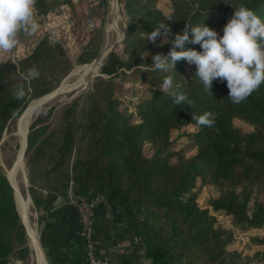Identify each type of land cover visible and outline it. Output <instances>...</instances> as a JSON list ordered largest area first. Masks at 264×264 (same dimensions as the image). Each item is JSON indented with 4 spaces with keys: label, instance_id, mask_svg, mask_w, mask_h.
I'll list each match as a JSON object with an SVG mask.
<instances>
[{
    "label": "trees",
    "instance_id": "obj_1",
    "mask_svg": "<svg viewBox=\"0 0 264 264\" xmlns=\"http://www.w3.org/2000/svg\"><path fill=\"white\" fill-rule=\"evenodd\" d=\"M120 1L128 16L127 31L103 60L105 76L97 78L86 99L76 98L64 109L52 130L43 121L51 117L54 107L29 127L32 200L38 209L48 211L60 193L66 195L73 180L76 193L89 198L102 195L121 212L151 264H249L242 252L228 246L235 228H264V84L247 100L234 104L226 81L214 80L212 94L205 93L196 66L185 60L176 63V72L151 71L154 51L161 47L167 55L172 45L150 44L147 36L159 23H167L169 15L174 20L169 22L173 37L186 24L190 40L195 25H206L222 36L241 5L264 19V0H171L169 14L159 6L160 0ZM64 4L71 6L72 1L37 0L36 10L47 14ZM187 49L202 50L193 43H185ZM141 54L148 58L142 60ZM142 67L148 94L120 96L118 78ZM30 68L37 69L39 76L22 80L20 73ZM71 69L69 53L49 36L40 38L16 62L0 61V142L27 106L54 91ZM166 76L173 77L174 88L195 102L194 108L173 105L163 95L159 87ZM19 83L26 90L20 101L13 97ZM206 111L214 114V126L197 127L192 114ZM236 119L252 129L242 130ZM190 125L195 126L187 133L195 147L191 156L173 138L174 130ZM147 144L153 149L151 155L145 152ZM38 179L45 180L49 189L45 198L35 191ZM206 184L220 192L210 208L199 203L200 189ZM213 212L229 216L233 228L219 226ZM249 239L264 246V235ZM29 250L14 188L0 164V264H17L15 259L26 258ZM256 255L264 260V251Z\"/></svg>",
    "mask_w": 264,
    "mask_h": 264
},
{
    "label": "clouds",
    "instance_id": "obj_2",
    "mask_svg": "<svg viewBox=\"0 0 264 264\" xmlns=\"http://www.w3.org/2000/svg\"><path fill=\"white\" fill-rule=\"evenodd\" d=\"M36 3L37 0H0V53L13 51L19 44L21 34L32 36L38 31L40 25L36 19ZM167 21L159 23L147 36L150 44L172 45L167 55L157 53L151 56V71L176 72V63L185 60L196 66V77L203 84L205 93L212 94L214 80L226 81L228 97L234 104L244 102L264 84V19L253 10L243 5L235 9L234 15L224 26L222 36L206 25H195L191 27V40L188 24L173 37L169 23L174 21L171 15ZM185 43L199 44L202 50H184ZM146 58L141 54L142 60ZM20 76L22 80L35 79L39 71L30 68L26 74L20 73ZM159 89L171 99L173 105L195 107V102L186 93L174 88L173 77L166 76ZM13 97L18 101L25 99L23 83L16 85ZM192 120L197 127L211 128L215 124V116L210 111L201 115L193 113Z\"/></svg>",
    "mask_w": 264,
    "mask_h": 264
},
{
    "label": "crops",
    "instance_id": "obj_3",
    "mask_svg": "<svg viewBox=\"0 0 264 264\" xmlns=\"http://www.w3.org/2000/svg\"><path fill=\"white\" fill-rule=\"evenodd\" d=\"M71 1V6L60 5L47 14H40L36 10L40 25L38 31L32 36L21 34L19 44L13 51L0 53V61H17L32 51L43 36L60 42L72 60L87 62L92 56L95 58L94 53L98 52L103 42V29L107 24L106 2L109 0ZM29 227L28 221L32 264H88L85 243L79 235L80 214L76 206L68 202L67 196H58L50 210L40 212L36 222L37 241L31 239L34 236L30 234ZM95 236L99 258L111 264H151V259L143 253L142 244L125 225L121 212L114 206L100 204L97 207Z\"/></svg>",
    "mask_w": 264,
    "mask_h": 264
},
{
    "label": "rangeland",
    "instance_id": "obj_4",
    "mask_svg": "<svg viewBox=\"0 0 264 264\" xmlns=\"http://www.w3.org/2000/svg\"><path fill=\"white\" fill-rule=\"evenodd\" d=\"M116 3L117 5V13L113 12V3ZM106 13H107V24L106 27L103 29V42H101L99 50L97 53H94L95 58L92 56L90 60L87 62H79L76 60L71 59L72 69L70 73L63 78L64 81L71 83H74L77 81V79L80 77L82 72H76L77 68L81 65L90 64L93 63L95 59H97L100 55H102L104 48L108 43H113L117 39H119L118 32L115 30L109 29V24L113 21V18L116 17L119 21V28L122 35L127 31L128 26V16L126 15L125 10L123 9L122 2L120 0H109V2H106ZM159 6L167 13L172 12V2L171 0H160ZM124 32V33H123ZM122 37V36H121ZM117 43L116 45H118ZM115 45V46H116ZM117 49L118 46H117ZM163 49L161 47L157 48L154 51V54L162 53ZM101 53V54H100ZM97 57V58H96ZM16 62V61H15ZM101 66L99 68V71L97 74L92 73V76L90 78L86 77L87 80V86H83L80 84L77 87H72L67 90L59 89L57 90L58 93L56 96L52 97L51 100L45 103V105H41L40 108L36 111L35 115L32 118V122H34L38 118L44 117V115L47 113L48 109L51 107H54L53 113L50 118L44 119L43 124H49V130H52L60 121L62 117V113L64 109L72 103L73 100L76 98H81V102L87 98L88 93L92 89V85L96 82L97 78L99 76H105V74H102L101 72ZM132 70H128L127 73L121 75L117 80V92L120 96L123 98H135L136 96H144L145 94H148L147 91V73L144 67L141 69H137V71L131 72ZM95 75V76H94ZM62 80V81H63ZM61 81V83H63ZM60 83V84H61ZM62 85V84H61ZM57 87V88H58ZM56 88V89H57ZM80 88V89H79ZM55 89V91H56ZM83 89V90H82ZM53 92V91H52ZM65 92V93H64ZM51 93V92H50ZM49 94V93H48ZM47 95V94H46ZM45 96V95H44ZM40 98V97H39ZM37 99V98H36ZM82 104V103H81ZM25 111V110H24ZM22 115V114H21ZM20 118L17 120L16 124L11 127L10 131H6L3 135V138L0 142V164L3 168V170L6 172L10 170L16 160V152L19 148V144L17 142L16 132L20 128ZM31 122V124H32ZM237 126H239L244 131H250L252 129V126L240 119L235 120ZM30 124V125H31ZM195 130V126L190 125L182 129H177L173 131V138L177 140V146L178 148L184 149L189 156L195 154V147L193 142L189 139V136L187 135L188 132H191ZM26 146V143H25ZM25 151V147H24ZM23 151V154H24ZM145 152L148 155H151L153 153V149L151 148L150 144L146 145ZM29 152L26 151L24 154V160H25V166L27 171V186L21 184V187L24 188L23 191L30 193V180H29V168L27 165V159H28ZM39 178V177H38ZM69 190V187H68ZM35 191L37 194H39L42 197H46L49 194V189L47 187V184L45 183V180L38 179V183H36ZM69 192L67 191L66 195L64 193H60L59 196H67L68 198ZM31 195V193H30ZM220 195L219 190L211 184H206L205 186L201 187L200 189V196H199V203L202 207H209L210 208V201L213 198H216ZM31 209H30V217L34 224L38 222V216L40 212L43 211V209H38L34 201H31ZM33 214H32V212ZM218 220L219 226H224L226 228H233V221L229 216L223 215L219 212H213ZM27 231V228H26ZM255 235H264V228L258 229V230H251V231H243L241 229L235 228V237L233 241L229 244L228 248L229 250H238L242 252L243 261L248 262L249 264H264V260L261 259L262 256L256 255L257 251H264V246H257L251 243L250 236ZM29 236L27 232V244L30 247V241ZM31 255H32V249L29 250V255L26 258L18 259L16 258L15 261L17 264H32L31 263ZM242 261V263H243Z\"/></svg>",
    "mask_w": 264,
    "mask_h": 264
},
{
    "label": "bare ground",
    "instance_id": "obj_5",
    "mask_svg": "<svg viewBox=\"0 0 264 264\" xmlns=\"http://www.w3.org/2000/svg\"><path fill=\"white\" fill-rule=\"evenodd\" d=\"M112 5H113V12H116L117 11L116 3L114 2ZM118 22L119 21L117 20V18L114 17L113 21L109 24V29L117 31L118 36L120 38L122 36V33L120 32ZM110 45H111L110 43H108L106 45V47L104 48V51H103L102 55L100 56V59L98 60V62H93L90 64H85V65L79 66L77 68L76 72L77 73L82 72L80 77L77 79L76 82L71 83V84L67 81H64L60 87L61 91L70 89L72 87H77L80 84H82L83 86L86 87L88 84L87 80H86L87 74H89V73L97 74L98 73L101 62H103L102 60H104L105 56L107 55L109 48H110ZM53 94H54V92H51V93H49V94H47V95H45L39 99L32 101L30 103V105L27 106L28 108L25 109L26 110V111H24L25 113L23 112V116L20 118V128L15 134L17 137V142L19 144V148L16 152L17 153L16 154V160H15L16 163L14 164V166L10 170L7 171V177L9 178V180L11 181L12 185L15 188L16 202H17V206H18V210H19V213L21 215V218L26 225L27 232H28V221H29V226H30L29 230L31 232L30 234L33 233V236H34V238L32 237L31 239L35 240V241H37V238H38L37 233L38 232L36 230V224H34L32 222L31 217H30V209H31L30 207H31L32 202H31V199L29 197V194L27 192H24L23 191L24 188L21 187V184H23L25 186H27V184H28V183H26L28 178H27V171H26L25 160H24V154H25L24 147L26 149L25 143L27 142V131H28V127H29L30 123L32 122L33 116L35 115L36 111L40 108V106L42 104L45 105L46 102L51 100V98L53 97ZM23 151H24V154H23ZM32 214H33V212H32ZM35 244H37V243L35 242Z\"/></svg>",
    "mask_w": 264,
    "mask_h": 264
},
{
    "label": "built area",
    "instance_id": "obj_6",
    "mask_svg": "<svg viewBox=\"0 0 264 264\" xmlns=\"http://www.w3.org/2000/svg\"><path fill=\"white\" fill-rule=\"evenodd\" d=\"M89 23L93 25V22L91 20H89ZM68 192V202L76 206L80 214L81 228L79 231V235L83 238L85 243V258L87 263L111 264L110 262L97 256V239L95 236L96 209L100 204H110L105 201L102 195L99 194L93 198H89L87 196L76 193L73 180L70 181Z\"/></svg>",
    "mask_w": 264,
    "mask_h": 264
},
{
    "label": "water",
    "instance_id": "obj_7",
    "mask_svg": "<svg viewBox=\"0 0 264 264\" xmlns=\"http://www.w3.org/2000/svg\"><path fill=\"white\" fill-rule=\"evenodd\" d=\"M123 38H124V34L122 35V37H121V39L120 40H118L117 42H115L114 44H112L111 46H110V48H109V51H108V53L112 50V48L117 44V43H119L120 41H122L123 40ZM100 59V57L99 58H97L94 62H98V60ZM103 61V60H102ZM102 63L103 62H101V65H102ZM92 76V73H89V74H87V78H90ZM64 81V80H63ZM62 81V82H63ZM62 84V83H61ZM61 84H60V86H61ZM59 86V87H60ZM59 87L56 89V91L54 90L53 92H54V94H53V97L54 96H56V94L58 93V89H59ZM19 119V118H18ZM31 124V123H30ZM29 127H30V125H29ZM29 127H28V131H27V142H26V149H25V152L27 151V147H28V133H29ZM16 163V162H15ZM14 163V164H15ZM14 166V165H13ZM9 179V178H8ZM10 181V180H9ZM10 183H11V181H10ZM12 184V183H11ZM13 186V185H12ZM13 188H14V186H13ZM14 192H15V188H14ZM29 194V197H30V199L32 198L31 197V195H30V193H28ZM16 197V196H15ZM22 219V218H21ZM22 222H23V224H24V226H25V228H26V225H25V223H24V221L22 220Z\"/></svg>",
    "mask_w": 264,
    "mask_h": 264
}]
</instances>
